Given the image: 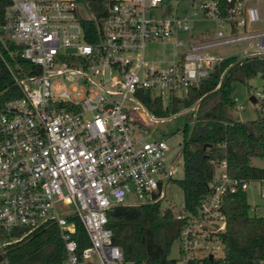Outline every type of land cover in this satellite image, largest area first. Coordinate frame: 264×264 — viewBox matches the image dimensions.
Wrapping results in <instances>:
<instances>
[{
	"label": "built area",
	"instance_id": "2783aa9c",
	"mask_svg": "<svg viewBox=\"0 0 264 264\" xmlns=\"http://www.w3.org/2000/svg\"><path fill=\"white\" fill-rule=\"evenodd\" d=\"M8 2L0 41L21 46L20 56L39 70L22 76L6 64L21 95L0 105V254L53 223L66 252L59 264H134L113 243L108 212L161 206L175 163H166L165 138H150L159 117L137 93L185 99L225 59L264 56V0H102V8L84 0ZM150 42L170 46L171 57L148 60ZM74 77L79 85L62 84ZM254 98L262 102L264 88ZM208 162V192L195 208L167 206L177 223L176 264H226L221 234L232 194L244 192L248 214L264 218V178L231 175L226 157ZM248 191L259 204L248 202ZM73 217L90 243L80 255ZM15 230L21 236L11 237Z\"/></svg>",
	"mask_w": 264,
	"mask_h": 264
},
{
	"label": "trees",
	"instance_id": "16d2710c",
	"mask_svg": "<svg viewBox=\"0 0 264 264\" xmlns=\"http://www.w3.org/2000/svg\"><path fill=\"white\" fill-rule=\"evenodd\" d=\"M92 8L102 0H84ZM8 0H0V19ZM101 16V13H99ZM88 24V20H84ZM21 46L12 41H0V105L21 95L7 65L19 75L38 72L39 68L20 56ZM7 64V65H6ZM260 75L264 80V56L227 58L210 76L189 88L188 97L173 99L165 105L150 92L138 91L139 101L152 115L164 118L179 111L180 105H196L195 121L182 127L181 155L183 177L175 180L183 194L185 208L193 210L208 192L213 167L210 158H227L230 174L245 179L264 178V168L251 164L253 157L264 158V100L259 116L241 122L232 119L229 108H234L237 82ZM206 146V147H204ZM226 228L221 234L226 264H260L264 260V218L250 216L244 192L226 198L224 203ZM75 224L72 238L77 242V254L90 245L80 220ZM108 226L112 241L119 246L126 261L134 264H176L169 257L176 238L177 223L173 213L160 204L117 205L108 212ZM15 230L11 237L21 236ZM64 243L56 224L47 223L7 245L0 254V264H59L65 258Z\"/></svg>",
	"mask_w": 264,
	"mask_h": 264
},
{
	"label": "rangeland",
	"instance_id": "374dc122",
	"mask_svg": "<svg viewBox=\"0 0 264 264\" xmlns=\"http://www.w3.org/2000/svg\"><path fill=\"white\" fill-rule=\"evenodd\" d=\"M236 49L235 47H227L226 50L231 51ZM176 52V50L174 51ZM171 57V49L168 45H163L160 42H150L146 46V58L148 60L160 61L163 58ZM62 84L64 86L79 85L80 80L76 77L68 80V78L63 79ZM264 88V80L260 75H257L250 79H245L244 82H237L235 84L234 96L238 99L237 104L242 106V110H235L234 108H229V113L232 119L241 122H247L255 120L259 116V104L260 100L255 98L251 100V96L254 97L257 91H262ZM182 93H179L181 96ZM180 99V104H181ZM169 101L167 98L164 100V104L168 105ZM196 110V105L189 108H184L180 105L179 111L175 114H170L164 118H157L152 120L149 125V130L151 131L150 138H165V141L169 147V151L166 153V163L169 165L175 160L173 167V177L171 183H169L165 188L166 197L163 199L160 210L167 208L169 206L174 212L181 208L183 203L182 190L178 186L175 180L181 179L183 177V160L181 155V147L183 141L182 127L185 123H190L194 120V113ZM251 164L256 167L264 168V158L253 157L251 159ZM248 202L251 204H259L256 192L248 191ZM132 196H128L127 201H133ZM177 242L174 239L172 242L169 257H177ZM4 264V263H2Z\"/></svg>",
	"mask_w": 264,
	"mask_h": 264
},
{
	"label": "water",
	"instance_id": "95a60500",
	"mask_svg": "<svg viewBox=\"0 0 264 264\" xmlns=\"http://www.w3.org/2000/svg\"><path fill=\"white\" fill-rule=\"evenodd\" d=\"M251 100H254L255 98L253 97V96H251V98H250ZM204 147H206V146H204Z\"/></svg>",
	"mask_w": 264,
	"mask_h": 264
}]
</instances>
